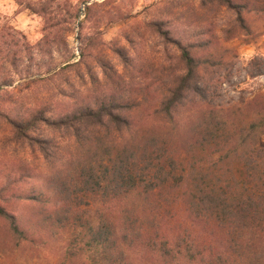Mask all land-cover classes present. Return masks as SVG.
I'll return each instance as SVG.
<instances>
[{
	"label": "rangeland",
	"instance_id": "obj_1",
	"mask_svg": "<svg viewBox=\"0 0 264 264\" xmlns=\"http://www.w3.org/2000/svg\"><path fill=\"white\" fill-rule=\"evenodd\" d=\"M244 2L264 5V0ZM209 7L203 8L200 0H0L3 40L13 37L26 49L43 43L59 59L51 63L57 67L69 55H74L72 63L82 64L56 79L64 94L79 99L75 104L62 97L54 101L52 83L32 82L39 76L29 77L26 71L37 70H28L31 65L24 59L6 78L8 85L0 89V205L38 223L46 221L48 211L19 197L37 183L52 186L59 174L48 168L51 161L35 140L16 141L9 119L47 112L54 120L81 102L115 95L127 104L115 113L145 131V139L139 135L135 140L137 146L166 141L186 168L194 167L191 179L208 178L209 188L215 185L217 192L228 187L232 199L224 213L197 225L188 219L202 264H264V75L252 79L249 66L255 57L264 59V14L238 16L223 0ZM199 43L209 48L190 49ZM181 49L194 56L211 51L222 66L198 71L211 84L212 96L203 103H185L180 118L170 124L155 112L165 110L186 75ZM28 52L22 57L29 58ZM38 59L43 60L37 54L32 65ZM180 129L188 132L185 138ZM55 134V129L38 128L28 137L37 141ZM70 144L74 149V140ZM97 210L91 209V218ZM8 225L0 217V264H90L82 254L65 253L70 237L59 228L52 230L51 248L44 250L17 244Z\"/></svg>",
	"mask_w": 264,
	"mask_h": 264
},
{
	"label": "trees",
	"instance_id": "obj_2",
	"mask_svg": "<svg viewBox=\"0 0 264 264\" xmlns=\"http://www.w3.org/2000/svg\"><path fill=\"white\" fill-rule=\"evenodd\" d=\"M200 1L206 9L214 4L220 6L221 0ZM223 1L228 8L237 11L238 16L254 12L264 14L261 4ZM3 39L4 35H0V89L8 85L6 78L24 59L31 65L28 70H37L36 74L26 71L29 77L39 76L32 82L53 84V93L57 95L54 101L61 97L71 99L74 104L79 101L76 96L64 94L60 85H56L62 72L82 65L71 62L74 55H69L64 64L57 67L51 63L56 64L59 59L47 52L43 43L26 49L13 37L11 41ZM207 47L199 43L198 47L190 49L205 50ZM23 50L29 53V58L22 57ZM181 52L186 75L179 90L171 92L172 98L166 102L165 110L155 112V115L163 114L170 124L180 118L179 111L186 107L185 103H203L212 96L211 84L204 83L198 71L206 73L208 68L222 66L211 51L202 56H194L186 49ZM37 54L43 60L38 59V64L32 65ZM249 66L252 79L264 75L263 58L255 57ZM61 80L70 86L68 80ZM120 100L114 95L113 98L95 99L91 104L81 102L82 106L75 105L74 110L54 120L46 116L47 112L30 115L26 120L9 119L16 141L35 140L44 157L51 161L46 163L48 168L59 174L52 186L43 182L41 188L37 183L29 193L19 197L48 211L46 221L38 223L35 217L18 215L9 205H0V217L8 221V231L17 244L28 243L44 250L51 248L52 230L59 228L70 237L65 253L82 254L90 264H132V261L202 264L201 252L189 234L188 219L197 225L204 221L203 218L214 219L216 213H224L232 199L226 190L228 187L218 188V194L215 185L209 188L208 178L191 179L194 167L186 168L181 157L169 151L166 141L152 140L137 146L135 140L139 135L145 139V131L136 130L132 120L115 113L127 106L119 103ZM38 128L55 129L56 134L48 139L42 136L37 141L28 137ZM184 131L180 129L178 134L185 138L188 132ZM71 140H74V149L69 146ZM90 159L93 161L87 162ZM71 168L74 169L68 172ZM63 172L68 173L61 179ZM93 208L98 210L91 218ZM100 208L104 213L99 212ZM204 210L208 214L202 217ZM191 214L194 215L192 219Z\"/></svg>",
	"mask_w": 264,
	"mask_h": 264
}]
</instances>
